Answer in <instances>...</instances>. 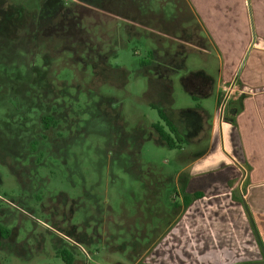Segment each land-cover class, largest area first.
I'll use <instances>...</instances> for the list:
<instances>
[{"label":"rangeland","instance_id":"1","mask_svg":"<svg viewBox=\"0 0 264 264\" xmlns=\"http://www.w3.org/2000/svg\"><path fill=\"white\" fill-rule=\"evenodd\" d=\"M189 8L0 0V225L9 230L0 264H66L63 249L73 264H152L147 252L184 212L181 186L210 147L208 130H196L199 107L208 124L217 109L215 93L194 98L182 84L201 69L217 84L222 59L211 45L183 50L171 75L185 48L173 36L182 38L184 17L197 22ZM160 108L180 130L177 148L152 127L170 132Z\"/></svg>","mask_w":264,"mask_h":264},{"label":"crops","instance_id":"2","mask_svg":"<svg viewBox=\"0 0 264 264\" xmlns=\"http://www.w3.org/2000/svg\"><path fill=\"white\" fill-rule=\"evenodd\" d=\"M187 2L197 22L184 17L190 22L181 23L182 38L173 36L185 48L174 54L180 66L171 75L184 68L183 50L210 53L211 45L222 59L217 84L205 69L188 71L182 84L194 98L215 93L217 109L208 124L199 107L204 126L196 130H208L210 147L186 175V191L203 197L148 250L146 262L264 264V0ZM230 82L224 104L222 86Z\"/></svg>","mask_w":264,"mask_h":264},{"label":"trees","instance_id":"3","mask_svg":"<svg viewBox=\"0 0 264 264\" xmlns=\"http://www.w3.org/2000/svg\"><path fill=\"white\" fill-rule=\"evenodd\" d=\"M159 113L161 115V118L167 124L170 132H168L164 128V126L161 125L160 123H154L152 125V127L158 133V135L160 136V138L164 144H166L170 148H177L179 145V142H182V140H183V138L180 137V130H179L178 126L175 125V123L168 118L167 114L164 112V110L162 108L159 109ZM195 115L197 116V114H195ZM42 121L44 122L45 125H49L52 120L50 118L48 119V117H43ZM171 133H173L176 138H173ZM175 139H177L179 141L178 144H176ZM186 185H187V180H185L183 182V185L181 186V188H182V202L179 204H175L176 208L177 207L179 208L180 213L182 211H185L194 200L203 197L202 192H195L193 194H189L186 191ZM180 208H181V210H180ZM0 227L2 228L0 230V235L2 237H5L6 232L8 230L2 226H0ZM61 257L66 264H73V262H74L73 254L66 249L61 250Z\"/></svg>","mask_w":264,"mask_h":264},{"label":"flooded vegetation","instance_id":"4","mask_svg":"<svg viewBox=\"0 0 264 264\" xmlns=\"http://www.w3.org/2000/svg\"><path fill=\"white\" fill-rule=\"evenodd\" d=\"M152 53V52H151ZM46 117H48V119L50 118L52 121H51V123L49 124V125H45L46 127H49L51 124L53 125V124H55V121H54V118L52 117V116H46ZM1 226V225H0ZM2 228L0 227V230H1ZM8 230V229H7ZM8 234H9V230L6 232V235H5V237H2L1 235H0V238H6L7 236H8ZM0 244H1V240H0Z\"/></svg>","mask_w":264,"mask_h":264},{"label":"built area","instance_id":"5","mask_svg":"<svg viewBox=\"0 0 264 264\" xmlns=\"http://www.w3.org/2000/svg\"><path fill=\"white\" fill-rule=\"evenodd\" d=\"M233 82H235V81H233ZM231 84H234V83H232V82H230V84H229V88H232L231 87ZM224 89H227L226 88V86L224 87ZM223 103L227 100V98H228V95L226 94V95H223ZM225 104V103H224ZM224 104H222V107H221V109H223L224 108Z\"/></svg>","mask_w":264,"mask_h":264}]
</instances>
